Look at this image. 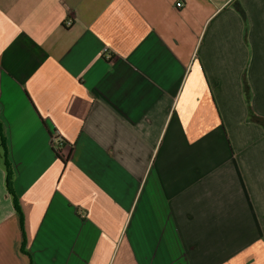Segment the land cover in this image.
Returning <instances> with one entry per match:
<instances>
[{"label":"crops","instance_id":"crops-1","mask_svg":"<svg viewBox=\"0 0 264 264\" xmlns=\"http://www.w3.org/2000/svg\"><path fill=\"white\" fill-rule=\"evenodd\" d=\"M259 119L264 0H0V264H264Z\"/></svg>","mask_w":264,"mask_h":264},{"label":"trees","instance_id":"trees-1","mask_svg":"<svg viewBox=\"0 0 264 264\" xmlns=\"http://www.w3.org/2000/svg\"><path fill=\"white\" fill-rule=\"evenodd\" d=\"M245 87H246V84H244V89H245ZM246 104L248 106L250 104V95H248L247 92H246ZM248 117H249V111H248ZM258 121L260 122V125L264 128V120L259 119ZM62 143H63V140L61 139V144ZM0 145L4 150V154H5V158H6L5 134H4V128H3V125L1 122H0ZM54 147H55V150L59 152V148H58L59 146L54 144ZM4 165H5V172H6V187H7L8 192L11 195L12 202H13L15 209L19 210L17 199L14 196V194L12 193L11 188H10L11 179H12V171H11V166H10L9 162L7 161V158L5 160Z\"/></svg>","mask_w":264,"mask_h":264},{"label":"built area","instance_id":"built-area-1","mask_svg":"<svg viewBox=\"0 0 264 264\" xmlns=\"http://www.w3.org/2000/svg\"><path fill=\"white\" fill-rule=\"evenodd\" d=\"M176 6L179 7V6H180V3L176 4ZM71 24H72L71 20H67L66 22H64V26H65V27H69V26H71ZM102 57H103L105 60H107V61H108V60H111L112 56H111V52H110V50H109L108 47H103V48H102ZM53 141H54V143H55L56 145H58V146H61V145H62V144H61V139H60L58 136H55V137L53 138Z\"/></svg>","mask_w":264,"mask_h":264}]
</instances>
